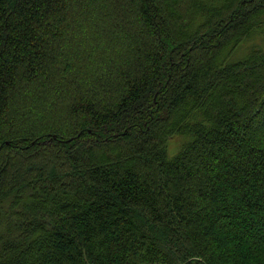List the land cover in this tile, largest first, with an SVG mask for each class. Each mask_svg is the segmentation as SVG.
<instances>
[{
  "label": "trees",
  "instance_id": "1",
  "mask_svg": "<svg viewBox=\"0 0 264 264\" xmlns=\"http://www.w3.org/2000/svg\"><path fill=\"white\" fill-rule=\"evenodd\" d=\"M0 264H264V0H0Z\"/></svg>",
  "mask_w": 264,
  "mask_h": 264
},
{
  "label": "rangeland",
  "instance_id": "2",
  "mask_svg": "<svg viewBox=\"0 0 264 264\" xmlns=\"http://www.w3.org/2000/svg\"><path fill=\"white\" fill-rule=\"evenodd\" d=\"M170 11H175V10L173 9V10H170ZM79 38L81 40L83 38V35L80 36V37L77 36L76 39L78 40ZM256 40H260V37L257 36L256 37ZM73 55H75V57H77V53L76 52H73L72 53V56ZM181 142H182V137H180V136H176V137L173 136V137H171V140L169 141V144H168V154H169L170 157L174 156L177 153L178 148H179Z\"/></svg>",
  "mask_w": 264,
  "mask_h": 264
}]
</instances>
